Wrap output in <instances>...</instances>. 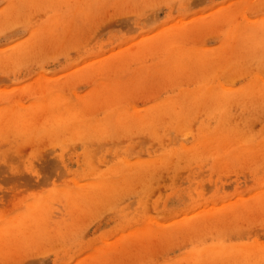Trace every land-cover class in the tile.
<instances>
[{"label":"rangeland","instance_id":"374dc122","mask_svg":"<svg viewBox=\"0 0 264 264\" xmlns=\"http://www.w3.org/2000/svg\"><path fill=\"white\" fill-rule=\"evenodd\" d=\"M0 264H264V0H0Z\"/></svg>","mask_w":264,"mask_h":264}]
</instances>
